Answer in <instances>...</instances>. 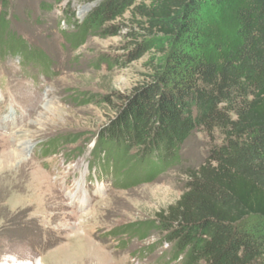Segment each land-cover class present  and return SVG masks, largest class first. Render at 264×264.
<instances>
[{"label": "rangeland", "instance_id": "1", "mask_svg": "<svg viewBox=\"0 0 264 264\" xmlns=\"http://www.w3.org/2000/svg\"><path fill=\"white\" fill-rule=\"evenodd\" d=\"M96 3L0 0V41L11 37L33 57L0 58V264L7 258L44 264L182 259L168 257L170 245L157 231L135 229L180 198L185 173L203 163L215 140L194 132L180 150V162L151 181L134 184L121 166L115 177L117 165L99 136L118 117L119 98L149 80V63L157 55L107 65L108 57H125L124 27L116 36H90L81 43L75 21L82 22ZM74 15L75 21L68 20ZM35 54L46 64L37 63Z\"/></svg>", "mask_w": 264, "mask_h": 264}, {"label": "trees", "instance_id": "2", "mask_svg": "<svg viewBox=\"0 0 264 264\" xmlns=\"http://www.w3.org/2000/svg\"><path fill=\"white\" fill-rule=\"evenodd\" d=\"M84 1L97 3L82 22L68 17L81 43L129 29L125 57L107 65L157 55L149 80L119 98L118 117L99 136L115 177L121 166L134 184L151 181L180 162L194 132L215 140L185 173L180 198L135 232L160 233L179 264H264V0ZM4 26L1 10L0 40ZM9 40L0 58L33 59Z\"/></svg>", "mask_w": 264, "mask_h": 264}, {"label": "bare ground", "instance_id": "3", "mask_svg": "<svg viewBox=\"0 0 264 264\" xmlns=\"http://www.w3.org/2000/svg\"><path fill=\"white\" fill-rule=\"evenodd\" d=\"M81 237L83 239H85L83 236H81ZM4 262H5L4 264H44V261H42L40 259H38L36 262H33L32 260H21V261H17V260H14V258L13 259L12 258H7V259H4Z\"/></svg>", "mask_w": 264, "mask_h": 264}]
</instances>
